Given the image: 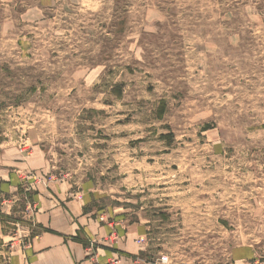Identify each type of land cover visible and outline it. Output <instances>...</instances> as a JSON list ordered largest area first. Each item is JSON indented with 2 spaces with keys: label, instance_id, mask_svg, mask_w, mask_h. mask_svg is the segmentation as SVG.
I'll return each mask as SVG.
<instances>
[{
  "label": "rangeland",
  "instance_id": "374dc122",
  "mask_svg": "<svg viewBox=\"0 0 264 264\" xmlns=\"http://www.w3.org/2000/svg\"><path fill=\"white\" fill-rule=\"evenodd\" d=\"M8 181L16 220L60 184L139 229V264H264V0H0Z\"/></svg>",
  "mask_w": 264,
  "mask_h": 264
},
{
  "label": "crops",
  "instance_id": "0c3cea01",
  "mask_svg": "<svg viewBox=\"0 0 264 264\" xmlns=\"http://www.w3.org/2000/svg\"><path fill=\"white\" fill-rule=\"evenodd\" d=\"M59 185L53 186L55 192L48 189V193L33 195L35 215L29 222L13 218L17 202L12 198L20 186L18 182L0 185V242L3 245L14 241L4 264H108L116 258L120 264H139L135 255L140 247L132 240L142 231L133 227L119 231L122 239L111 247L105 240L116 230L108 225L105 216L87 213L82 199L72 194L70 187ZM21 225L25 227L22 241L6 231L8 226Z\"/></svg>",
  "mask_w": 264,
  "mask_h": 264
},
{
  "label": "built area",
  "instance_id": "2783aa9c",
  "mask_svg": "<svg viewBox=\"0 0 264 264\" xmlns=\"http://www.w3.org/2000/svg\"><path fill=\"white\" fill-rule=\"evenodd\" d=\"M162 261H166V258H165V257H163V258H162Z\"/></svg>",
  "mask_w": 264,
  "mask_h": 264
}]
</instances>
